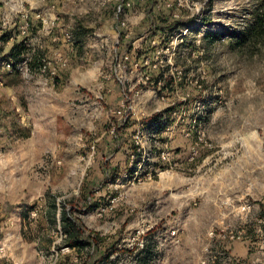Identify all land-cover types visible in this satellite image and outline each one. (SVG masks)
Returning <instances> with one entry per match:
<instances>
[{
  "label": "rangeland",
  "instance_id": "374dc122",
  "mask_svg": "<svg viewBox=\"0 0 264 264\" xmlns=\"http://www.w3.org/2000/svg\"><path fill=\"white\" fill-rule=\"evenodd\" d=\"M50 1L0 0V28L9 17L6 35L14 36L10 44L0 38V264H264V49L251 56L229 45L252 23L258 0H183L181 8L179 0H135L121 18L101 0H64L55 8L61 29H39L36 12L52 11ZM169 1L183 21L172 34L162 30ZM25 13L35 26L27 37L18 29ZM20 42L25 52L9 58ZM170 45L158 60L156 50ZM159 69L171 88L153 80ZM115 85L135 124H157L156 114L180 104L188 112L173 115L175 129L156 142L151 131L133 167L123 141L106 148L102 162L118 161L109 154L119 149L122 158L90 192V202L102 203L90 211L80 187L104 150L99 137L117 136L130 120L109 110ZM194 119L199 134L186 138ZM163 151L167 162L158 159ZM63 213L79 238L103 237L96 251L70 246L54 217Z\"/></svg>",
  "mask_w": 264,
  "mask_h": 264
},
{
  "label": "built area",
  "instance_id": "2783aa9c",
  "mask_svg": "<svg viewBox=\"0 0 264 264\" xmlns=\"http://www.w3.org/2000/svg\"><path fill=\"white\" fill-rule=\"evenodd\" d=\"M43 2H48L50 0H42ZM135 0H101V4L103 5V7L106 6L107 3H113L114 5V10H115V14L117 15V17H122L123 15H125L129 10L133 9L134 6H135ZM137 1H145V0H137ZM186 2H188V0H185ZM177 2V1H175ZM160 6V5H159ZM165 6L169 9H174L176 4L172 3L171 1L165 3ZM178 8H181V7H184V3H183V0H179V3H178ZM108 7V6H107ZM176 13L173 15L174 18H177L176 17ZM24 17V21L23 23L18 26V29H19V32H20V36H23V37H27L29 34H30V30L33 29V27H35L30 19V16L28 13H25L23 15ZM36 17H37V20L38 22H40L41 24V27H38L39 29H50L53 30V29H61V15L57 12H54V14L52 16H49V14L47 12H44V10L42 9H39L37 12H36ZM27 19V20H26ZM10 18L9 17H4V23L2 25V27L0 28V38L3 39V41H1V43L3 44H10L11 42H13L14 40V36L11 35V36H7V25H10ZM9 23V24H8ZM120 25L122 27H124L125 29H130L128 28L127 26V23L125 20H122ZM7 27V28H6ZM36 28V29H38ZM49 32V31H48ZM179 38V36H177L175 38V40H177ZM59 37H57L56 35L53 36V40H58ZM72 40V37L71 35H67V41L70 42ZM172 43V42H171ZM173 44V43H172ZM39 49L43 50L45 49V45L44 44H41L40 41H39ZM175 49V46L173 45H170V46H167V47H163L162 49H157L156 52H157V59L159 60L160 57H163L164 55L167 54V52L171 51ZM47 58H43V62H46ZM64 58H60V60H63ZM129 59V56L128 55H125L124 57V60H128ZM28 60L29 59H24L23 61H20L19 64H22V65H28ZM54 60V59H53ZM157 60V62H158ZM149 61V59L146 60V62ZM64 62H67V58ZM52 63V60L50 59L48 61V64L51 65ZM148 63V62H147ZM136 65H138V63H136ZM2 66H3V69H7L9 71L12 70L13 66H14V62L12 60H4L2 62ZM181 73V72H180ZM179 73V74H180ZM52 74H55V71L52 72ZM167 75L165 76V79H167ZM178 79L179 80H182V77L181 75H178ZM144 83H148V82H151V77L149 76H145V79H141ZM198 81L199 80H195V82H190V86L193 85L196 87V84H198ZM177 82V81H176ZM161 83V82H160ZM189 94L187 93L186 96L183 98V100L185 101L186 98H189ZM187 104H180L179 107H175V110L173 109L171 112H170V115L171 117H169V114H164L163 116H161L159 118V121L157 124L158 126H156V123L153 124V125H150V124H146L144 122H141L140 125L139 123H137V128H136V131H135V135H134V146L136 147V150H131L130 151V160H131V164L130 166L133 167L135 161H136V154H143V150L145 151V144L143 142L144 139H146V136L152 131L151 134H149V136L153 139H150V140H153L154 142H156V138L157 136L159 135H162V134H166V135H169L171 132H173V129H175V126L172 124V122H170L172 119V116H176L178 115L179 117L182 116L181 113H184L186 114L188 111H186L184 108ZM127 109H126V104L124 103V100L122 102V105H121V108L118 110V111H113L114 114L120 116V119L123 120V121H127L130 117L129 115L127 114ZM170 119V120H169ZM197 122V119H194V123L191 124L188 128L184 127L183 128V132H184V136L186 138L192 136V134H199V128H200V123H196ZM200 138V137H198ZM153 144V143H152ZM155 146V144H153ZM156 147V146H155ZM170 153L169 152H166V151H163L160 153V155L158 156V159L161 160L162 162H167L170 160ZM131 167V168H132ZM138 172V171H136Z\"/></svg>",
  "mask_w": 264,
  "mask_h": 264
},
{
  "label": "trees",
  "instance_id": "16d2710c",
  "mask_svg": "<svg viewBox=\"0 0 264 264\" xmlns=\"http://www.w3.org/2000/svg\"><path fill=\"white\" fill-rule=\"evenodd\" d=\"M173 9H170L168 11V14H165V16L161 17L162 19V24L169 29L163 28L164 32L172 34L173 30L175 31V27L178 26L180 23L183 21L181 19L173 18ZM80 28V26H79ZM172 31V32H170ZM124 34V33H123ZM211 35V40H216L220 39L221 36L218 35L217 33H210ZM123 35L121 36V38ZM229 45L233 50L241 51L244 53H248L249 55L253 56L258 53H261L264 49V0H258V5L255 9V14H254V19L248 27L240 31L239 33L233 34L229 41ZM26 44L23 42L16 43L12 48L11 52L9 53V58H12V56H17L25 52ZM46 50V49H45ZM46 51L38 49V60L43 61V58L46 56ZM8 60V59H7ZM165 72L160 70V73L158 76L154 75L153 80L155 79L157 83H162L164 86L161 87V89H169L172 87V83H170V80L167 78L165 79ZM163 78L162 80H160ZM59 80L57 79V83ZM168 109L165 114H169V117H171L170 112L173 110ZM159 120L158 114H156ZM170 120V119H169ZM158 126V124H156ZM122 130V127L117 128V137ZM103 169L104 172L106 173V176L102 180V183L105 182V178L112 176V174L117 172V168L114 167L109 161H105L103 163ZM88 207L91 209L92 205H88ZM61 222L62 225L65 227V229L71 234V237H73V240H71L70 246L72 248L76 249H83L87 245H92L94 250H97V246L99 245L100 241L103 239V237L99 236L98 234L95 235H90L86 239H81L80 237V228H77L70 216L67 213H63L61 217ZM66 231V232H67ZM79 233V234H78ZM94 258V253H92L91 258Z\"/></svg>",
  "mask_w": 264,
  "mask_h": 264
},
{
  "label": "crops",
  "instance_id": "0c3cea01",
  "mask_svg": "<svg viewBox=\"0 0 264 264\" xmlns=\"http://www.w3.org/2000/svg\"><path fill=\"white\" fill-rule=\"evenodd\" d=\"M63 1L64 0H51L50 2H52L53 6L47 8V9H50L53 12L52 11H48L47 9H46L47 11L44 10V12H47V13L49 12L50 14H52V13L54 14L55 8L57 7V5H59ZM41 7L42 8H45V5L43 4ZM53 8H54V10H53ZM102 8H104L105 10H108L109 9V10H111V12H114L115 11L114 10V5L112 3H109V6L108 7H102ZM68 14L69 13L66 12V16ZM79 29H81V27ZM125 47H126V44H124V47L121 45L119 48L121 50V48H125ZM46 48H48V47H46V45H45V49ZM54 54H55V52H54ZM129 64L130 65H133V62L130 61ZM159 73H160V69L155 71V75L156 76H158ZM119 85L118 86L115 85L111 89H108V92H111V95H110L111 108H109L110 111H113V109L117 110V109H120L121 108V105H122V102H123V99H124V97H123L124 94L122 93L121 87H119ZM106 111L107 110H105V112ZM103 114H108V113H103ZM117 118H119V117L117 116ZM133 118L134 117L131 116L130 117V120L126 123L125 126L123 124H121V122H120L119 127H122V125L124 127H122V130L120 131L118 137L115 136L114 134L110 133V132H107V131L102 132L101 136L99 137L98 143H99V145L103 144L104 150H102L103 152L99 151L98 160L93 165L94 166V169H95V172L92 171L91 174H90V176H88L85 179V181L83 183V186L80 187L81 194L85 197L86 204L92 205V208L91 209L89 208L90 211L98 210L100 208V206L102 205V203H100V201H97L96 202L95 200H93L94 203L89 201V200H91L90 192L91 191H94V190H98L99 189V186L98 185L101 183V181L103 180L104 176H106V173L104 172V169H103V163L104 162L101 161V158H102L101 157V154L104 153V151L106 150V148H111L112 147L113 150H115V147H118V146L120 147V142H122V141H123L122 142L123 145H125L124 146V149H125L126 154H128V152L131 151L130 147L133 144L132 143V134H133V132L136 131V128H137V124H135ZM101 130H103V128ZM184 141H186V140H184ZM171 146H173V141H172ZM122 150L123 149H119V151L117 153L109 154V155H112L111 161L115 162V160H117L118 158L120 160V158H122V154H121V156H118V154L121 153ZM184 154L185 153H183L182 155H184ZM108 158H110V157H108ZM119 160L116 161V162H119ZM116 162L115 163H112L113 166L115 164H117ZM54 217H55V221L60 224L61 219H60L59 215L58 214H55ZM81 239H83V238L81 237Z\"/></svg>",
  "mask_w": 264,
  "mask_h": 264
}]
</instances>
